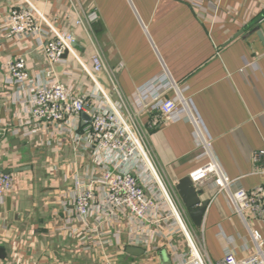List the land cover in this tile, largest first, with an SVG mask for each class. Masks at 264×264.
<instances>
[{"label": "crops", "instance_id": "crops-1", "mask_svg": "<svg viewBox=\"0 0 264 264\" xmlns=\"http://www.w3.org/2000/svg\"><path fill=\"white\" fill-rule=\"evenodd\" d=\"M16 1L0 0V23ZM30 1L57 29L73 34L83 61L99 53L106 68L117 71L124 97L141 88L148 92L147 101L160 93L173 98V90L165 91L168 84L185 97L186 107L169 122H154L157 113L149 109L141 115L154 164L172 194L179 180L208 161L197 131L209 140L214 158L230 179V192L262 184L252 154L264 150V43L256 34L259 30L264 39V0H198L199 7L193 0H78L81 11L90 16L86 30L75 26L76 15L65 0ZM34 49L29 40L19 46L0 41V129L5 131L0 166L15 178L13 193L0 206V264H104L99 250H77L72 233L58 229L66 215L56 194L74 186L64 179L71 173L65 165L74 158L71 149L63 147L54 155L42 146L46 135L28 140L11 134L25 113L15 102L14 88L5 84L1 66L13 56L26 55L36 71L42 57ZM68 67L77 76L61 74L64 82L88 81L73 61ZM97 78L108 91L105 74ZM54 165L59 170L51 176ZM77 166L80 172L82 164ZM212 181L196 188L202 192L201 201H208L200 229L192 226L180 202L188 226L200 235L212 262L228 250L237 259L248 258L255 253L253 232L264 244V223L246 212L238 215L229 193ZM116 227L122 232L119 242L127 245L126 223ZM166 248H135L143 251L137 255L112 252L109 259L114 257L111 264H162L168 257L172 264L171 249Z\"/></svg>", "mask_w": 264, "mask_h": 264}, {"label": "built area", "instance_id": "built-area-1", "mask_svg": "<svg viewBox=\"0 0 264 264\" xmlns=\"http://www.w3.org/2000/svg\"><path fill=\"white\" fill-rule=\"evenodd\" d=\"M65 1L76 15L75 26L86 30L90 16L81 11L78 0ZM197 2L192 1L199 7ZM26 40L32 41L34 51L41 55V67L32 70L26 55L13 56L1 66L5 84L14 88L15 102L25 113L11 134L28 140L46 135L48 140L42 146L54 155L63 147L71 149L74 158L65 163L71 173L64 179L74 186L56 196L66 215L58 229L72 233L77 250L97 249L109 258L110 253L119 256L126 248L167 247L172 264H264V244L258 232L251 234L253 255L240 260L228 250L212 262L188 226L179 198L167 188L154 164L141 115L149 109L157 113L154 122L164 123L186 107L185 97L174 84L165 88L175 92L173 98L160 93L147 101L148 92L141 88L129 99L124 97L117 84V71L107 69L99 53L83 61L76 52L73 34L57 29L30 0H17L0 23V41L19 46ZM69 60L87 82L73 85L61 79V74L77 76L69 69ZM102 72L108 91L97 78ZM187 119L192 121V117ZM195 134L208 161L188 175L193 187L211 178L214 186L229 193L238 215L246 212L264 223V180L252 190L230 192V179L214 158L209 140L205 141L199 131ZM252 162L254 172L264 179V150L254 152ZM78 163L82 164L80 172ZM57 170V165L50 168L51 176ZM14 188L13 173L0 166V206ZM119 222L126 223L127 245L119 242ZM113 258L108 262H114Z\"/></svg>", "mask_w": 264, "mask_h": 264}, {"label": "water", "instance_id": "water-1", "mask_svg": "<svg viewBox=\"0 0 264 264\" xmlns=\"http://www.w3.org/2000/svg\"><path fill=\"white\" fill-rule=\"evenodd\" d=\"M256 34L259 39L264 43V39L259 30H256ZM66 55H64V58ZM3 136V131L0 129V139ZM7 173H12L11 170L6 171ZM174 190L184 208V211L192 224L196 229H200L202 226L203 216L208 205V201H201L200 197L202 192L193 187L189 177H184L179 180L175 186ZM143 251L135 248H126V253L130 255H137Z\"/></svg>", "mask_w": 264, "mask_h": 264}, {"label": "rangeland", "instance_id": "rangeland-1", "mask_svg": "<svg viewBox=\"0 0 264 264\" xmlns=\"http://www.w3.org/2000/svg\"><path fill=\"white\" fill-rule=\"evenodd\" d=\"M196 235V237L199 239L200 237V235L198 236L197 234H195ZM102 260L104 261L103 263L104 264H111V262H108V261H110V259L109 258H107L106 256H104V255H102ZM113 263V262H112ZM169 263V259H168V257H166V258H163L162 259V264H168Z\"/></svg>", "mask_w": 264, "mask_h": 264}]
</instances>
